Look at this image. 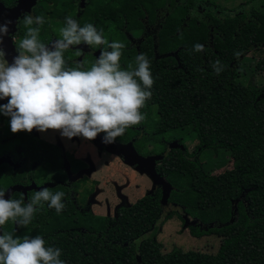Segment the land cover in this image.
<instances>
[{
	"label": "trees",
	"instance_id": "obj_1",
	"mask_svg": "<svg viewBox=\"0 0 264 264\" xmlns=\"http://www.w3.org/2000/svg\"><path fill=\"white\" fill-rule=\"evenodd\" d=\"M168 1L170 9L161 13L156 9L165 7L167 0H123L124 8L98 5L100 16L129 24L128 32L144 31L142 18L151 24L159 22L140 51L148 57L154 79L152 97L142 110L146 118L119 139L127 143L139 135L136 128L143 127L146 134L135 142L136 148L141 154H153L145 151L148 143L153 141L154 147L166 143L150 131L157 119L167 132L178 134L187 129L195 135L199 146L193 154L186 147L172 149L167 144L157 154L165 155L158 173L174 187L169 202L199 220L200 224L191 227L193 237L221 238L214 264H264V88L247 85L238 70L242 56L264 45L263 3L217 13L206 6L207 0ZM196 44L203 45L204 51L195 52ZM124 50L122 67H135L140 53L130 55L128 51L126 58ZM217 60L224 67L219 75L212 67ZM255 70L264 72V59ZM204 150L229 152L233 169L207 175L198 159ZM51 190L65 192L62 202L66 207L60 214L45 204L27 228L10 222L0 234L40 235L46 246L61 249L65 264H153L144 255L147 245L160 249L157 237L165 224L175 216L183 220L177 211L164 208L162 188L121 207L115 218L79 213L66 196L67 187ZM224 203L231 205V211L220 222L215 213ZM123 223L149 228L122 240L111 232ZM171 258L160 264H176L169 262ZM195 264L204 263L195 258Z\"/></svg>",
	"mask_w": 264,
	"mask_h": 264
},
{
	"label": "clouds",
	"instance_id": "obj_2",
	"mask_svg": "<svg viewBox=\"0 0 264 264\" xmlns=\"http://www.w3.org/2000/svg\"><path fill=\"white\" fill-rule=\"evenodd\" d=\"M7 23L0 26V44L8 34ZM44 23L43 16L32 14L19 21L25 33L16 43L18 55L11 64L0 48V100L8 101L0 104V114L10 118L11 132L52 130L69 140L82 137L88 141L103 133L102 142L112 144L129 128L142 124L146 118L142 110L152 97L154 84L146 54L135 57V67L123 68L125 45L109 43L93 24L81 26L71 16L65 18L59 38L49 46L39 39ZM81 44L105 46L90 67L85 60L69 64L65 59V52ZM193 50L203 52L204 46L196 44ZM83 54L76 49L77 56ZM212 67L217 75L224 70L219 60ZM5 194L0 190V229L10 222L27 228L45 204L57 214L66 207L62 202L65 192L47 187L31 193L27 202L23 195L5 199ZM61 255V249L46 246L40 235L0 234V264H65Z\"/></svg>",
	"mask_w": 264,
	"mask_h": 264
},
{
	"label": "flooded vegetation",
	"instance_id": "obj_3",
	"mask_svg": "<svg viewBox=\"0 0 264 264\" xmlns=\"http://www.w3.org/2000/svg\"><path fill=\"white\" fill-rule=\"evenodd\" d=\"M122 1L0 0V26L9 21L11 22L7 23L8 34L3 36V43L0 44V48L5 52L4 59L11 64L14 57L18 55L16 43L19 42V39L25 33L19 21H22L25 14L44 17L45 23L41 27L39 39L42 43L49 44V46L54 40L59 38V29L64 26L65 18L71 16L81 26L88 23L93 24L98 32H102L109 43L113 41L122 42L126 49L123 57H128V51L130 55L132 52L133 54L140 53L143 40L147 34H153L157 30L159 22L156 21L151 24L147 17L140 19L145 28L144 31L139 33L134 30L131 32L126 31L129 26L127 23H115L112 20L100 21L102 16L98 12L99 4L106 3L110 7L118 6V8H124L125 5ZM175 2L178 3L179 0H175ZM254 2L263 3L261 7L264 6V0H249L244 6L234 10H227L221 7L216 0H207L206 6L209 9L212 7L213 11L217 13H225L243 8L247 10L249 5H255ZM170 7L171 4L167 0L165 7L156 10L161 13L169 10ZM104 47L92 46L90 48L84 44L73 46V48L65 52V59L69 64L74 61L85 60L87 67H90ZM77 48L83 51L84 54L82 56L76 55ZM244 57L245 55L241 57V61ZM242 74L245 75V71ZM7 102V99L0 100V104H7ZM136 130L139 135L127 143L133 142L135 149L138 151L135 142L145 135L146 132L143 127H137ZM150 131L153 133V130ZM103 135V133L99 134L96 139L98 140V137H103ZM156 136L159 135H154V137ZM116 141L123 143L119 137ZM138 153L141 154L139 151ZM99 154L104 156V160L99 157ZM114 154L106 147H100L95 140L88 141L82 137H73L69 140L62 137L58 131L48 130L41 133L34 129L31 133L19 132L13 134L10 129V118L0 114V190H4L7 193L10 189L16 188L9 198L21 199L23 195L25 202H27V197L34 191H39V188L47 187L53 189L57 186H63L68 188L66 196L69 197L79 213L99 216L91 213L89 209L90 204L95 202L93 200L94 189L92 185L90 186L92 188L86 185L88 183L86 180L88 178V180L99 182L98 174L100 171L109 173L113 162L107 156H113ZM94 155H96V161L94 160ZM74 172H76L75 175H73ZM74 184H81L80 190H76ZM156 189L158 188L155 187L154 190ZM115 207L114 215L108 214L104 217H117L119 209L123 206Z\"/></svg>",
	"mask_w": 264,
	"mask_h": 264
},
{
	"label": "rangeland",
	"instance_id": "obj_4",
	"mask_svg": "<svg viewBox=\"0 0 264 264\" xmlns=\"http://www.w3.org/2000/svg\"><path fill=\"white\" fill-rule=\"evenodd\" d=\"M249 0H216V2L227 10H234L244 6ZM101 2V1H100ZM101 20H106L105 18ZM264 59V45L259 49H251L243 58L242 65L238 69L242 74L245 71L244 82L256 85L258 88H264V72L255 73L258 62ZM154 135H159L167 146L173 142H178L187 148L189 153L193 154L199 146V141L195 135L189 133L187 129H183L178 134L167 132L159 119L153 127ZM163 142L154 147V142L146 145L145 151H152L157 155L165 149ZM86 151V150H84ZM144 151V150H143ZM104 160V156L99 154ZM108 159L113 162V166L109 173L100 171L98 174L99 182L87 180V186H93V200L90 204L91 213L99 216L114 215L115 206H124L135 203L138 199L152 193L155 186L153 181L143 173L136 170L135 166L126 163L123 158L117 154L108 155ZM198 159L203 171L207 175L217 176L233 169L234 160L229 152L219 150L217 152L204 150L198 155ZM96 161V155H94ZM102 163V161H100ZM77 172V171H76ZM73 173V175L76 174ZM176 180H173V184ZM81 184H74L76 190H80ZM92 188V187H90ZM115 207V209H114ZM166 210H169L164 206ZM116 211V210H115ZM231 211V205L224 203L215 213L218 221L226 220ZM181 215V214H180ZM183 217V216H182ZM191 224H186L183 220L175 216L169 220L157 237V243L160 249L154 246H148L144 250V255L153 264H160L162 259L172 256L170 263L176 264H195V258L203 260L204 264H214L215 256L220 248L221 238L217 235L205 236L203 238H195L191 235ZM148 226H138L136 224L123 223L122 226H116L111 234L119 239H131L136 233L147 230Z\"/></svg>",
	"mask_w": 264,
	"mask_h": 264
},
{
	"label": "water",
	"instance_id": "obj_5",
	"mask_svg": "<svg viewBox=\"0 0 264 264\" xmlns=\"http://www.w3.org/2000/svg\"><path fill=\"white\" fill-rule=\"evenodd\" d=\"M102 139L103 137L99 136L98 140L95 139V142H98V145H100V147H106L109 151L121 156L126 163L135 166L136 170H138L140 173L146 174L153 181L154 186L156 188L159 187L162 188V193H163L162 203L164 206H166L170 210H175L179 214H181L186 224H191V225H194L195 223L200 224L199 220L197 219L193 220L191 216L185 212V209L182 206L169 202L174 187L169 181L163 178L157 171L158 165L160 162L164 160L165 155L142 156L135 149L133 142L123 144L120 143L119 141H116L115 143L112 144H105L102 142ZM170 148L185 150V147L178 142H173L170 145ZM40 189L41 188H39V190ZM15 190L16 188L10 189L5 194V199H8L11 193ZM215 225L216 224H211L210 226L214 227Z\"/></svg>",
	"mask_w": 264,
	"mask_h": 264
}]
</instances>
